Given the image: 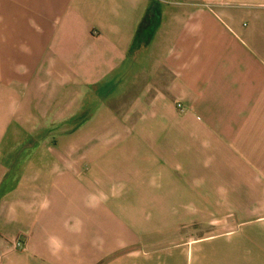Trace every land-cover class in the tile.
<instances>
[{
    "label": "crops",
    "instance_id": "1",
    "mask_svg": "<svg viewBox=\"0 0 264 264\" xmlns=\"http://www.w3.org/2000/svg\"><path fill=\"white\" fill-rule=\"evenodd\" d=\"M111 79L117 94L87 122L96 143L67 139L61 175L27 170L28 115L34 129L70 122L82 88ZM42 113L53 120L39 126ZM11 153L0 264H264V0H0V159ZM134 191L195 211L165 225L228 228L147 249L115 222L92 236L91 217L114 221L107 210Z\"/></svg>",
    "mask_w": 264,
    "mask_h": 264
},
{
    "label": "rangeland",
    "instance_id": "2",
    "mask_svg": "<svg viewBox=\"0 0 264 264\" xmlns=\"http://www.w3.org/2000/svg\"><path fill=\"white\" fill-rule=\"evenodd\" d=\"M83 93L85 94V98L80 97L78 99V102L76 105H74L75 108V118L70 122L65 123H55V124H48L47 126L50 127V129H34V126H36V121L38 118V114H32L28 115V117H31L30 120H28V125L32 128L27 130L26 137L29 139H34L32 144L28 140V146H23L18 151V155L22 156L23 153L25 155H29L30 152L36 148L37 151V158L34 160V162H28L26 169H34L35 170H43V176L47 174L49 176V172H56L59 171L60 175L67 170V167L65 166V163L61 160H57V155L60 156L63 154V150L65 147V143L67 142V139L71 138H77L82 137L84 135H87V137L90 140V144L95 142L97 140V137L95 134L91 132V124H87L89 119L97 117V113L101 111V104L106 99L111 98L117 94V82H115L113 79L110 81H106L105 83H102L101 85H98L97 87L93 86H87L82 88ZM63 92V90L61 91ZM52 93L51 85L50 84H44L42 86V94L40 95V99H47L50 94ZM68 100L67 97V91L63 96L62 104L63 107L66 106V102ZM41 119L38 121V125L42 126L44 125L45 118L48 119L47 122L52 121V117H49L50 115H47L45 113L40 114ZM43 119V120H42ZM76 127H82V129L74 131ZM90 127V128H89ZM88 128V129H86ZM74 132V133H73ZM89 133V135H88ZM91 133V134H90ZM72 134H76L72 136ZM70 135V136H69ZM36 139V140H35ZM84 139V138H82ZM38 141L40 142V145H38ZM26 143V144H27ZM96 143V142H95ZM31 144V145H30ZM30 145V146H29ZM81 148L77 149V152L84 151V146H80ZM92 148L94 147L91 146ZM96 149H93L92 151L95 152L98 147H95ZM14 152V151H12ZM17 154H6L0 159V198L3 196L4 193H6L10 188L13 187V182H15V174L17 170L18 165V156ZM62 157V156H61ZM21 160V159H20ZM90 167L85 164L83 167V170H88ZM34 170V171H35ZM32 171V172H34ZM76 172H74V175ZM78 181L81 183V186H77L76 188L79 190H76L75 199L79 200L81 196L85 195L82 192L84 187V181L81 177H76ZM83 178H86L83 176ZM45 179V178H44ZM93 186H97V183L94 181ZM38 188V178L36 179V183L34 184ZM86 187V185H85ZM91 187V186H90ZM66 190V189H65ZM60 191L58 193V200L60 202H63L64 197L68 196L66 194L67 191ZM74 192V191H73ZM68 193V192H67ZM155 199L151 200L150 196H152L151 193L147 191H141V192H129L126 195H118L116 197V200L118 201L115 205L117 206L116 209L113 210H107V212L112 214V217H114V213L116 214L115 220L111 217H101L93 216L91 217V234L92 236L94 234H100L104 232L107 228V232L111 233V228H113L114 222L115 224L119 223L121 224V230H123V240L124 244L132 243L133 245L144 246V248H152L153 246H157V244H164V245H170L174 246L177 244H180L182 242L181 240H184V238H193V237H206L212 235L214 232H218L219 230H226L228 227H217V226H210L209 224H203L200 225L199 223H188L185 218L181 220L180 225L175 226H168L165 225L166 222H168L171 219H174L175 217L178 218L181 213L183 216H185L184 212L188 214L193 215L195 213L194 210H188V211H179L177 209H172L169 204H166L164 201H157L159 200L158 196H163L162 194H154ZM161 198V197H160ZM116 210V211H115ZM207 212L208 220L210 218V211H204ZM187 220H189L187 218ZM173 221V220H171ZM167 232V234L170 235L171 240L169 242L164 243H151L146 242L144 239L146 236L151 234H159L163 232ZM143 236V237H142ZM193 236V237H191ZM178 238V239H177ZM19 244H21L19 246ZM17 247L21 248L22 243L16 242Z\"/></svg>",
    "mask_w": 264,
    "mask_h": 264
},
{
    "label": "built area",
    "instance_id": "3",
    "mask_svg": "<svg viewBox=\"0 0 264 264\" xmlns=\"http://www.w3.org/2000/svg\"><path fill=\"white\" fill-rule=\"evenodd\" d=\"M178 107H179V108H183V106H182L181 104H179ZM20 245H21V244H19V246H20Z\"/></svg>",
    "mask_w": 264,
    "mask_h": 264
}]
</instances>
